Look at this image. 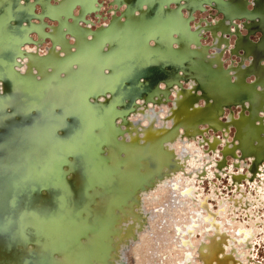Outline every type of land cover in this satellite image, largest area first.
Wrapping results in <instances>:
<instances>
[{"label": "water", "instance_id": "obj_1", "mask_svg": "<svg viewBox=\"0 0 264 264\" xmlns=\"http://www.w3.org/2000/svg\"><path fill=\"white\" fill-rule=\"evenodd\" d=\"M110 5L108 23L95 27L88 17L100 11L98 0H0V264H133L139 238L154 234L163 209L145 199L164 188L175 204L177 191L199 207L188 225L173 228L184 264H263L252 257L255 234L226 229L221 209L209 206L214 199L196 196L210 180L214 192L226 179L225 189L241 197L264 187V58L251 40L261 34L263 49L264 0ZM129 20L143 22L142 34L115 40L114 29ZM199 60L230 86L225 102L214 101ZM248 122L263 129L258 138H244ZM93 140L105 161L84 152ZM133 142H155L140 178L124 174L134 161L122 146ZM190 143L208 160L187 171ZM212 167L214 176L206 173ZM178 175L199 188L179 189ZM229 201L246 216L253 211L247 199Z\"/></svg>", "mask_w": 264, "mask_h": 264}, {"label": "bare ground", "instance_id": "obj_2", "mask_svg": "<svg viewBox=\"0 0 264 264\" xmlns=\"http://www.w3.org/2000/svg\"><path fill=\"white\" fill-rule=\"evenodd\" d=\"M166 109L160 114L161 117L165 115ZM218 143V141H215L214 145ZM212 145V146H214ZM180 145L177 146V149H180ZM236 147H231L225 151L226 156L228 155H234ZM247 164H249L247 162ZM250 165V164H249ZM253 164H251L252 166ZM241 166V165H240ZM242 167V166H241ZM187 171H191V159L188 162V169ZM179 177V189H182L184 186L192 185L195 187V189H198L199 186L197 185L196 181L194 179L192 180H185L182 178V176ZM242 177H236L235 180H239ZM259 180V179H258ZM249 190V189H248ZM204 191L203 189L200 190L199 195L196 196V201L202 200L204 197ZM237 192V191H236ZM244 192V189H243ZM171 192H169L166 188L161 189L160 191H157L156 194L153 195L152 199L148 198V200L145 199V203L147 201V206H163V209L161 211H158V213L155 216V223L154 226L156 227V231L153 235H149V237L141 236L139 238V243L133 252L132 256L134 257L133 264H169L168 261L165 260V258L160 257L159 253L163 250V248H160V244H170L171 247L176 246L179 249H182V247L179 244V239L176 238L174 234V226L175 225H188L189 222H191V218L195 217V214L199 212V207L196 204H192L190 201L186 200L182 196L179 195L177 191H175V195L177 197L178 204H175L173 201H171L172 197H169ZM238 193V192H237ZM254 194V193H253ZM255 196L250 195V197H240V199H236L234 201L237 202V206L245 205L246 199L250 201L248 203V206H255L257 210H261L264 208V187L262 186L257 190V193L254 194ZM233 201V200H231ZM230 203V201H229ZM210 208L211 205L209 204ZM242 206V207H243ZM218 213V219L225 224V222H228L226 226V229H230L231 232L235 231L236 229H240L237 224L234 223L235 218L232 213H228L227 210H233V207L231 204H224L223 206H219L217 210H219ZM254 209V210H255ZM213 210V209H212ZM216 210V211H217ZM250 212H252L250 210ZM249 212V214H250ZM202 215H204L202 213ZM201 215V216H202ZM248 218L249 215L247 214ZM229 220V218H231ZM202 219V218H201ZM201 219L197 222L199 224L198 228H195L196 232H199V235H202L203 230L206 228L207 224H203L201 222ZM154 226H151L153 229ZM257 228H254L252 230H248L253 232L255 234L254 242L256 243L257 238L260 236V231L256 230ZM244 231V233H243ZM247 229L243 227V229H240V232L245 234ZM174 235L173 238H171V235ZM195 240V239H192ZM193 243V242H192ZM171 247L170 250H171ZM241 247L238 248V252ZM166 250V249H164ZM245 255H248V251H243ZM254 257V256H253ZM243 264H252V262H246V260L243 261Z\"/></svg>", "mask_w": 264, "mask_h": 264}, {"label": "rangeland", "instance_id": "obj_3", "mask_svg": "<svg viewBox=\"0 0 264 264\" xmlns=\"http://www.w3.org/2000/svg\"><path fill=\"white\" fill-rule=\"evenodd\" d=\"M143 22L142 21H133V20H129L126 25H122L120 28H115L113 31V37L115 40H122L121 43L124 42V39L129 38L131 35H135V36H140L142 34V30L139 27ZM198 65L199 68L201 69H207L206 71V76H207V85L209 87L211 96L213 97L214 101L216 102V104H220L222 102H225L228 97H229V92L232 91L230 86L222 79L221 75H220V71H213L211 69H208L209 64L205 63L203 61H198ZM201 117L203 118H209V115L205 114V115H201ZM243 136L244 138L248 139V140H253L258 138V134L263 131V129H259L256 128L254 125H252L251 123L248 122V124H245L244 128H243ZM219 135V134H217ZM92 144L94 145L95 142L94 140L90 142V144L85 145L84 147V152L89 153L92 157L94 155V158H98V161H105L104 159H99L100 155H98V153H96V149H93ZM154 144H148L145 146L140 147L138 143L133 142L132 144L128 145V146H122L123 149H125L126 151H129L130 153H132L131 159L134 161V169L131 171H127L124 172L125 175H128L129 177H139L140 178V173L138 171V169L140 168V164L142 163L143 157L147 154H150L151 149L154 151ZM98 155V156H97ZM155 156V155H154ZM154 156H152V158H154ZM130 159V157H128ZM126 158H123L119 161H123ZM61 160V157L59 155V153H57L55 155V162L58 164ZM97 161V160H96ZM119 163V162H118ZM124 163V162H121ZM107 164V161L106 163ZM103 162V166L105 165ZM90 172V177H92V173H93V166H91L89 168ZM48 171L51 172L52 177L55 178L57 184L60 186V183L62 182L60 180V172L59 170H55L53 168L49 169ZM123 171H119L118 175H120ZM102 173L101 170L97 169L96 171H94V176L93 179H98L100 174ZM108 175L110 173L106 172ZM148 173V172H147ZM123 175V173H122ZM147 175V174H146ZM124 176V175H123ZM136 179V178H135ZM216 182V180H214ZM218 183V182H217ZM209 183L208 182H204L202 185V189L205 190L206 192L209 191ZM244 185V184H243ZM226 186H229V184L227 183L226 179H223L221 181V185L218 188L219 190H221V193L225 196L230 195V193L228 192V190L225 189ZM246 188V186H245ZM110 190V189H109ZM233 191V188H231V192ZM63 206H66L63 205ZM212 206H215V203H212ZM255 207H251L252 210H254ZM245 208L239 209L237 210V208H233V210H236L237 212H235V217L237 218V220L244 218V220H242V222H246L247 221V216L245 214ZM250 210V209H248ZM247 211V210H246ZM261 211V210H260ZM23 213H26V211H23ZM29 216H27L29 219H31L32 217L30 216H36L37 214H34L33 212H29L28 214ZM21 216H25L24 214H22ZM255 251L252 253V257L254 255L255 259L257 261L260 262H264V242H262V244H257L255 246ZM90 253V252H89ZM89 253H87L86 255H89ZM93 254V253H90Z\"/></svg>", "mask_w": 264, "mask_h": 264}, {"label": "flooded vegetation", "instance_id": "obj_4", "mask_svg": "<svg viewBox=\"0 0 264 264\" xmlns=\"http://www.w3.org/2000/svg\"><path fill=\"white\" fill-rule=\"evenodd\" d=\"M112 1L113 0H98V4L101 6L100 11L97 14H92L91 16L88 17V19L95 24V27H98L102 24L108 23L109 19L112 16V9H115V6L113 7L110 5ZM121 11H124V7L121 8ZM119 14H120V12L118 11L117 15H119ZM96 15H99L100 18L98 19V17ZM95 27H93V28H95ZM251 40L255 44V49H257V51L260 52L262 58H264V47H263V49L260 47L261 46L260 41L262 40V35L257 34L255 36L251 37ZM42 50H43V48H42ZM206 136H208L209 138H212L213 135H206ZM185 147L188 150V152L192 154L191 155L192 156L191 157V169L199 168V167L201 168V165L203 163H205V161L208 160V158L202 156L203 150L197 148L196 144H194V143L186 144ZM217 161H218V159L213 156L212 157V163L216 164ZM214 169H215V167L208 168L206 173L209 174L210 176H214L215 175ZM243 171H246V170L244 169ZM246 174H247V172H246ZM237 177L243 178V176H237ZM212 183H213V180H210L209 191L208 192L204 191V196L212 197V199H214L213 203L216 204L215 206H211V209L216 211L219 206H223L224 204H227V205L230 204L229 200L240 199L241 196L239 193H232L230 195L229 199H227L226 196L221 198V196H222L220 194L221 190H217L216 192H214L215 188H217L218 185L214 184V183L212 184ZM248 189L249 188L244 189V193L242 196L243 197H250V195L255 196ZM214 193H215V195L217 194V196H215ZM210 205H212V203ZM229 220H231V218H229ZM242 220H244V218H241L239 220H237V218H235L234 223L237 224L238 227H240V229H243V227H245L247 230H252L254 228H257L256 230L260 231V236L257 238L256 244H262V242H264V208L261 209V211L255 209L252 212H250L249 218L247 219L246 222H242ZM173 236L174 235L172 234L171 238H173ZM192 242L195 243V240H192ZM161 247L163 248V250L159 253V255H160V257L165 258V260L168 261L169 264H178L181 262L183 264L185 263V261H186V258H184V251L186 250L185 248L179 249L176 246L171 247L170 244L169 245L168 244H160V248ZM169 247H171V250ZM164 249H166V250H164ZM263 264H264V262H263Z\"/></svg>", "mask_w": 264, "mask_h": 264}, {"label": "clouds", "instance_id": "obj_5", "mask_svg": "<svg viewBox=\"0 0 264 264\" xmlns=\"http://www.w3.org/2000/svg\"><path fill=\"white\" fill-rule=\"evenodd\" d=\"M161 87H163V85H161Z\"/></svg>", "mask_w": 264, "mask_h": 264}]
</instances>
